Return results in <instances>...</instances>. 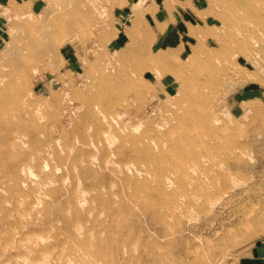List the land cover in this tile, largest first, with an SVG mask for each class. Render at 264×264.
Here are the masks:
<instances>
[{"label": "rangeland", "instance_id": "374dc122", "mask_svg": "<svg viewBox=\"0 0 264 264\" xmlns=\"http://www.w3.org/2000/svg\"><path fill=\"white\" fill-rule=\"evenodd\" d=\"M263 239L264 0H0V264Z\"/></svg>", "mask_w": 264, "mask_h": 264}, {"label": "bare ground", "instance_id": "6f19581e", "mask_svg": "<svg viewBox=\"0 0 264 264\" xmlns=\"http://www.w3.org/2000/svg\"><path fill=\"white\" fill-rule=\"evenodd\" d=\"M7 83V82H6ZM9 99V98H8ZM10 102V101H9ZM12 112V111H11ZM8 115V114H7ZM99 118H100V116H99ZM15 119V118H14ZM104 121V120H103ZM106 122H108V121H106ZM110 123V122H109ZM111 126H113V125H111ZM118 128V127H117ZM224 130V129H223ZM104 133V132H103ZM107 135V137L110 135H108V134H106ZM157 144V143H156ZM163 144V143H162ZM168 145H169V143H167ZM185 144V143H184ZM152 145V144H151ZM164 145V144H163ZM166 145V144H165ZM176 145V144H175ZM154 146V145H153ZM165 147H167V145L165 146ZM160 149V148H159ZM152 151V150H151ZM173 151V150H172ZM163 152V151H162ZM170 152V151H169ZM167 155V154H166ZM207 160V159H206ZM145 165V164H144ZM149 165V164H148ZM188 167V166H187ZM140 168V167H139ZM144 169L145 168H148V167H143ZM138 169V168H137ZM151 170V169H150ZM152 171V170H151ZM170 171V170H169ZM181 171V170H180ZM186 171H188V170H186ZM169 173V172H168ZM175 173V172H174ZM144 174H145V172H144ZM146 174H147V172H146ZM170 174V173H169ZM171 175V174H170ZM176 175H177V173H176ZM172 176H174V175H172ZM181 177V176H180ZM170 179H171V177H169ZM182 178V177H181ZM184 178H185V176H184ZM168 179V178H167ZM191 180V179H190ZM171 181V180H170ZM172 182V181H171ZM174 182V181H173ZM171 186V185H170ZM193 189V188H192ZM252 210V209H251ZM248 215V214H247ZM247 225V224H246ZM88 237V236H87ZM29 238V237H28ZM22 239H23V237H22ZM26 240V239H25ZM17 242H18V244H19V241L17 240ZM20 242H21V240H20ZM78 242H80V241H78ZM89 242H86V244H88ZM85 244V245H86ZM83 246H84V244H83ZM88 246H89V244H88ZM92 246V245H91ZM87 247V246H86ZM63 248V247H62ZM85 248V247H84ZM91 248V247H90ZM66 249V248H65ZM65 249H64V251H65ZM80 249V248H79ZM45 250V249H44ZM47 250V249H46ZM69 250V249H68ZM70 250H71V252H72V248H70ZM88 250H90V249H88ZM88 250L86 251V250H84V253L86 254V255H88L89 256V258H91V259H89L90 261H91V263L90 264H98V261H99V264H104V261H103V259H102V256H100L99 254L98 255H96V258L90 253V252H88ZM59 251V250H58ZM63 250H62V252H64ZM39 252H41V251H39ZM42 252H43V250H42ZM42 252H41V255H42ZM69 252V251H68ZM79 253V252H78ZM80 257L82 258V252H80ZM55 255H56V253H55ZM54 255V256H55ZM71 255V254H70ZM61 256V255H60ZM71 256H73V255H71ZM83 256H85V255H83ZM50 257V256H49ZM79 256H78V258L79 259H81ZM47 258H48V254H47ZM54 258V257H53ZM66 258H67V256H66ZM87 258V257H86ZM39 259V258H38ZM55 259H56V257H55ZM58 259V258H57ZM60 259V258H59ZM75 259V258H74ZM34 260H36V259H34ZM43 260V259H42ZM54 260V259H53ZM62 260V259H61ZM60 260V261H61ZM65 260V259H64ZM67 260V259H66ZM88 260V261H89ZM59 261V262H60ZM67 261H69V260H67ZM75 261H76V263L78 262L77 261V258L75 259ZM81 261V260H80ZM79 261V262H80ZM83 261V260H82ZM88 261H86V263L88 262ZM89 261V262H90ZM101 261H102V263H101ZM50 262V261H49ZM62 262V261H61ZM66 262V261H65ZM40 263V262H39ZM39 263H37V264H39ZM54 263V262H53ZM55 263H57V262H55ZM54 263V264H55ZM70 263V262H69ZM81 263V262H80ZM44 264V263H43ZM50 264V263H49ZM65 264V263H64ZM66 264H67V262H66ZM83 264V263H82Z\"/></svg>", "mask_w": 264, "mask_h": 264}, {"label": "crops", "instance_id": "0c3cea01", "mask_svg": "<svg viewBox=\"0 0 264 264\" xmlns=\"http://www.w3.org/2000/svg\"><path fill=\"white\" fill-rule=\"evenodd\" d=\"M172 35L167 38L171 40ZM257 245L253 248L252 252H249L243 259L245 262L243 264H264V239L258 241Z\"/></svg>", "mask_w": 264, "mask_h": 264}]
</instances>
